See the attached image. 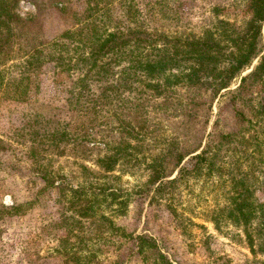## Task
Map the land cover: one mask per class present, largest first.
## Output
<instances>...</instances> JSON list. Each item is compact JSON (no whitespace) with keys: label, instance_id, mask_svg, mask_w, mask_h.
Returning <instances> with one entry per match:
<instances>
[{"label":"trees","instance_id":"1","mask_svg":"<svg viewBox=\"0 0 264 264\" xmlns=\"http://www.w3.org/2000/svg\"><path fill=\"white\" fill-rule=\"evenodd\" d=\"M20 1L0 0V119L6 105L26 104L36 110L27 114L20 125L9 126L7 133L0 135V175L19 173L28 167L33 181H43L45 186L39 193L48 195L50 203L53 191L62 184L57 181H64L54 167L57 158L69 153L77 161L88 160L97 153L93 164L109 174L120 162L138 161L145 150L159 146L160 154L147 166L151 173L147 188L137 193L147 204L148 225L154 209L191 176H198L205 167L209 176L222 172L231 158L223 156V151L234 152L241 147L244 157L246 142L240 131L218 136L209 133L193 156L183 154L175 139L162 140L159 123L151 119L154 100L151 104L146 90L152 87L158 96L165 95V105L173 93L171 87L209 85L217 99L224 100L217 125L223 121L222 111L230 108L239 124L247 119L246 110L253 113L251 123L254 118L258 123L264 121V97L253 91L264 84V0H248L253 20L243 36H231L225 47L210 35L211 31H206L183 56L179 51L170 52V41L149 34L159 12L173 11V5L182 9L183 0H40L39 9L51 6L73 21L71 27L49 40L41 36L43 26H38L37 17L19 16ZM255 59L258 64L243 76ZM225 64L227 67L222 68ZM179 68H183L181 75L171 74ZM237 78L240 84L232 90ZM242 159L240 156L227 162L233 167L229 172L233 194L230 205L216 215L215 221L218 225L225 216L241 226L253 257L246 264H264V202L255 197L257 186L250 179L252 173L238 178L236 170ZM173 161L176 175L167 176V164ZM80 169L87 170L82 165ZM90 192L82 187L75 192L79 195L80 223L91 215L98 196H118L115 192L101 194L99 190L92 199ZM65 195L64 190L62 196ZM38 201L36 198L27 205H0V264H34L54 255L61 257L62 264H102L95 252L84 255L87 245L83 244L87 242L79 238L78 245L70 244L68 236L60 238L62 247L47 256L40 255L41 241L52 232L50 210L44 214L40 230L29 232L27 239L20 232L6 230L13 220L22 225L25 210ZM118 212L123 215L125 210L122 207ZM97 226L102 235L109 233L107 223ZM75 229H82V225ZM120 236L129 246L126 258L136 256L143 264H178L162 250L163 239L148 230L137 235L122 231ZM208 241L206 238L205 244ZM211 260L205 264H231L222 256Z\"/></svg>","mask_w":264,"mask_h":264},{"label":"rangeland","instance_id":"2","mask_svg":"<svg viewBox=\"0 0 264 264\" xmlns=\"http://www.w3.org/2000/svg\"><path fill=\"white\" fill-rule=\"evenodd\" d=\"M39 2L40 0H21L17 13L23 19L37 17L38 26H43L41 36L45 40L55 38L72 26L73 21L65 19L55 9L50 8V5L44 10L39 9ZM171 7L173 11L159 12L156 20L150 25L149 34L170 41V52L179 51L180 56L191 50L194 41L203 38L206 31H211L210 35L226 47L230 44L231 36L234 38L243 36L253 20L248 0H183L182 9L176 5ZM176 11L177 14H174ZM219 33L222 36H218ZM162 43L163 41L159 42L158 46L161 47ZM261 49L264 52V28ZM251 64L252 66L245 69L243 76L253 70L258 64V59L253 60ZM223 67H227V64ZM182 69L174 70L171 74L179 76ZM239 84V78L233 80L231 89L235 90ZM185 86L178 84L171 87L173 93L167 95L169 100L165 105H163L167 101L165 95L158 96L152 87L146 90L151 104L154 100V108L150 112L151 119L159 123L158 130L162 140L175 139L181 144L180 150L183 154L193 156L199 147L204 145L209 133L218 136L227 131H234L233 133L240 131L246 142L244 157L242 152L240 153L243 149L241 147H237L234 152L223 151V156L231 158L225 162L222 172H214L209 176L205 167L198 176H191L188 181L180 184L174 194L164 199L160 207L154 209L148 225L147 204L141 201L137 193L147 188L151 175L147 166L151 164V159L160 154L159 146L145 150L138 161H131L128 164L120 162L109 174L101 172L93 164L97 153L88 160L77 161L69 157L72 156L69 153L57 158L54 167L63 176L64 181H57V184H62L59 190L53 191L54 197L50 203L48 195L43 196L39 193L45 186L43 181L39 179L33 181V174L28 167H24L19 173L2 172L0 205L6 207L13 204L27 205L36 198L39 200L37 208L33 206L25 210V215L21 217L23 226L19 225L17 220H13V224L7 226L6 230L11 233L20 232L22 238L27 239L29 232L40 230L39 224L43 222L44 214L50 210L52 226L49 231L52 232L40 243L41 256H47L49 252L62 247L59 240L68 236L70 244L78 245L79 238L87 242L83 244L87 245L84 247L86 248L84 255L89 256L95 252L97 260L102 264H143L136 256L125 257L129 246L125 245L126 239L119 237L122 231L127 235H137L148 230L163 239L162 250L178 264H205L210 263L211 258L220 256L229 260L231 264H246L251 260L253 257L246 243L244 229L232 224L225 216L217 225L215 218L222 210L228 208L233 194V182L229 175L233 167L227 162H234L235 158L240 156L244 159L239 163L240 168L236 170L238 178L243 173H252L253 179L251 176L250 179L257 186L255 197L264 202V121L258 123L254 118L251 123L253 113L246 110L248 117L239 124L235 112L230 108L222 111L223 121L217 125L218 114L224 100L217 99L216 94L210 91L209 85L194 88ZM253 91L264 97V84L255 87ZM34 110L35 107L26 104L6 105L1 111L0 135L7 133L9 126L20 125L24 117ZM81 165L85 166L86 172L81 171ZM176 171L175 161L167 164V176L176 175ZM255 177L258 179L255 180ZM81 187L83 190L92 191L89 193L92 199L95 198L93 193L99 190L101 194L103 191L107 194L115 192L118 196L115 198L98 196L91 215L80 223L79 195L75 192ZM64 190L65 197L62 196ZM122 207L123 211L125 210L123 215L118 212ZM103 222L107 223L110 230L108 234L102 235L97 225ZM109 222L112 224H108ZM77 225H82V229H75ZM206 238L209 241L205 244ZM121 245L122 249L116 252ZM54 256L49 260L36 261L34 264H62L61 257Z\"/></svg>","mask_w":264,"mask_h":264}]
</instances>
